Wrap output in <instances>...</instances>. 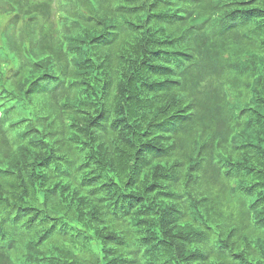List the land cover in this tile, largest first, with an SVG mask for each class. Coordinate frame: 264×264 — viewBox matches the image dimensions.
Segmentation results:
<instances>
[{"label":"trees","instance_id":"trees-1","mask_svg":"<svg viewBox=\"0 0 264 264\" xmlns=\"http://www.w3.org/2000/svg\"><path fill=\"white\" fill-rule=\"evenodd\" d=\"M0 264H264V0H0Z\"/></svg>","mask_w":264,"mask_h":264},{"label":"bare ground","instance_id":"bare-ground-1","mask_svg":"<svg viewBox=\"0 0 264 264\" xmlns=\"http://www.w3.org/2000/svg\"><path fill=\"white\" fill-rule=\"evenodd\" d=\"M106 26V25H105ZM89 54V53H88ZM89 57V56H88ZM92 58V57H91Z\"/></svg>","mask_w":264,"mask_h":264}]
</instances>
